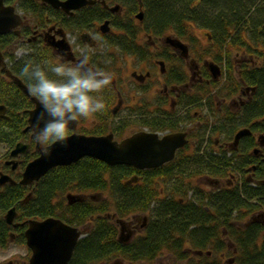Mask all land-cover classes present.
<instances>
[{"label":"trees","instance_id":"1","mask_svg":"<svg viewBox=\"0 0 264 264\" xmlns=\"http://www.w3.org/2000/svg\"><path fill=\"white\" fill-rule=\"evenodd\" d=\"M142 1L144 22L153 36L163 37L164 33V36L177 37L193 47L199 44L202 47L193 27L208 30V45L202 47L203 52H199L200 61L211 57L212 62L220 67L221 76L222 67L225 70L223 78L215 81L201 64L202 76L209 81V85L206 87L204 82L205 86L201 89L202 97L207 96L210 104L205 109L212 115L219 113L221 116L217 120V129L213 130L223 134L225 141L232 140L241 129L248 128L252 134L241 140L238 152L222 150L223 153L217 156L205 153L200 157L197 154L188 156V159L178 152L173 161L149 170L137 171L126 165L110 167L102 161L86 157L69 166L51 169L40 179L32 200L25 207L19 206L18 202L24 196V188L7 186L3 191L4 197L0 196V208L16 204L22 217L54 216L77 227L89 220L90 233L87 239L78 241L69 264H107L115 259H118L117 264H156L157 258L163 254L173 257V264H264V214L260 216L261 211L258 213L264 207V184L261 183L264 180V149L258 157L253 156L257 146L253 137L264 134V0L260 2L262 4L256 2L258 0ZM136 7L137 2L133 0L125 16L112 15L110 18L112 25L123 30L124 37H129L123 41L124 46L133 43L129 31L133 27L132 17ZM85 12L99 20L106 11L92 7ZM92 18L89 20L93 21ZM180 64H175L176 68L182 67ZM16 71L21 75L20 69ZM178 71L174 82L182 83L184 74ZM1 76L0 87L8 88L10 82L4 81ZM214 89H217L216 92L211 94L215 93L217 98L221 95L232 99L238 104L239 112L227 109L222 114L217 112L216 102L210 94ZM13 93L11 88L8 94L0 91V103L6 105L8 117L0 119V143L10 148L24 138L22 129L28 116L23 110L29 104L13 96ZM170 123L161 126L159 122L152 121L151 125L145 123L143 126L153 130L174 129ZM97 126L86 134L113 131L106 124ZM203 131H206L205 128ZM228 153L231 155L227 156ZM242 159L246 163L251 161V166L257 165L253 180L246 177L247 165L240 164ZM236 167L239 168L240 182L233 187L225 184L222 188L204 190L191 180L185 182L198 175L226 179L230 171H236ZM186 172L190 173L185 177L187 179L184 178ZM168 174L175 186L189 184L188 189L193 191L189 199V190L182 191V188L160 196L155 184ZM135 176L140 181L127 185L126 182ZM251 184L256 185L253 188ZM65 192L89 193L90 197L85 202L54 203ZM98 194H102V198H98ZM111 210L117 220L132 213L149 214L143 235L137 240L132 238L128 242H120L117 239V222H111ZM2 232L1 227L0 245L4 246ZM225 252L231 257L226 262L219 257Z\"/></svg>","mask_w":264,"mask_h":264},{"label":"flooded vegetation","instance_id":"2","mask_svg":"<svg viewBox=\"0 0 264 264\" xmlns=\"http://www.w3.org/2000/svg\"><path fill=\"white\" fill-rule=\"evenodd\" d=\"M59 1H64V0H59ZM106 4L108 7H111L116 3L115 1L111 0H105ZM133 1V0H132ZM137 1V0H136ZM133 3V2H132ZM138 4V3H137ZM3 5L4 6H12L14 7V11L16 15L19 16L20 18V23L17 27L12 29L10 32H7L6 34L0 35V52L2 53V56L4 58V62L6 64V68L15 76L18 78V80L27 88L28 94L25 93L22 89H20L9 77L5 75L4 72L1 71L0 67V75L3 77L4 81H9L10 84L8 86L13 90V96H16L19 98V100H26L29 102V104L26 105V108L23 110L24 112H29L32 110L34 107V103L32 102V98L34 97L30 90H29V84L25 80V78L20 75L16 70L20 69L23 62L24 58L31 56L35 57L37 59L48 57L50 59L55 58L57 54H62L63 57L66 60L69 61H77L80 59V55L78 52V46H84L90 49L92 52V55L90 56V62H93L97 64L98 66L104 68L105 70L109 71L112 73L111 76V83L108 86L109 88L107 89L109 93L111 94L112 97V105L109 107V115L112 117H116L118 112L122 111L124 108H132V106H129L127 103H125L124 99L125 97L123 96L126 94L127 91V80L131 83H134L135 86H137L139 92L141 95H144L145 97H150L152 99H155V94L159 92V98H160V107L163 108V112L166 113L165 115L153 119V121L159 122L161 126H165L166 122L171 121L169 125L173 126L174 129L170 128H165L162 130H153V128H150V130L143 129V130H138L136 132H133L120 140H117L115 138V135L113 132H107L105 134H94L95 136H102L106 134H112L114 140L116 141H122L123 139L130 137L131 135L137 133V132H145V133H156L158 134L159 138H162L163 136H166L171 133H185V139L187 140V143L179 148L173 160L176 158L178 155V152L185 156L186 159H188V156H195L196 154L200 156H203L205 153H210L215 156H217L220 153H223L222 150H227V151H240L241 145L240 142L244 137L250 136L252 132L250 131V134L247 136H243L239 139L237 144L234 143V137L231 138V143L228 145L226 142L223 144L225 146H220L216 141L211 142L210 146L208 145V138L205 137V133L208 130V126L203 125V120H202V115L200 113V109L198 108H205V104H201V92L198 91V89H201L202 85L204 82L206 85H209L208 79H205L202 76V69L201 65L197 63L194 59H190V51H189V45L188 47V58H182L180 51L176 50L174 48H171L169 45H166L164 42V38L162 40L158 39L157 41H151L152 47L149 48L148 50L146 49L148 46L146 43H143V38L146 36L148 39H152L151 35L146 34L147 26L145 27V30H141L143 32H139L137 29H133V27H130V39L133 42L129 46H124L122 43L124 40H127L129 38L128 36L124 37L125 32L121 29H117L112 25V13L110 10L105 8L99 1H96L92 5H87L84 7H81L76 10H71L70 13H65L61 11L60 9H54L50 5H47L46 3H43L42 0H3ZM92 7H100V9L106 11L105 15L102 16L101 18L95 19L92 18L91 15L85 10L92 8ZM119 16L123 17L125 16L126 11L128 10V7H125L120 4L119 7ZM134 9V8H133ZM139 9V7H137ZM142 10L144 11V7L142 6ZM107 13V14H106ZM94 19L93 21H90L89 19ZM133 20L137 21L139 24V27L143 28V22L144 20L142 19L141 23L138 21L136 18ZM108 21L109 22V32L108 33H103L100 30V26ZM77 34V36H76ZM141 34V37H140ZM64 41L68 45L69 51H66L57 44H59L60 41ZM150 42V40H149ZM148 42V44H149ZM143 43V44H142ZM158 43L162 44V48L169 49L171 51L168 52V50L165 51L167 53L166 55L163 54L162 58L156 57L155 53L159 49L158 48ZM105 45H108L109 47H116L119 50V53L128 56L131 59H136L137 57H140L144 59L140 62V66L143 65V63H148L150 62L151 65L143 66L141 70L131 68V70L127 67V72L123 71L122 67H111V66H106L105 65V60H103L102 56L100 55L101 51L94 52L96 48L102 49L104 48ZM30 50V51H28ZM20 51L19 56L17 55L14 56L15 54H9L10 52H16ZM170 57V58H169ZM173 58L174 60L176 59H181V62H178L179 64L182 63L186 68L179 67L176 68V66L173 67V69H178L181 71L182 75L184 74V77L181 78L184 81L182 83H176L174 82L178 78L177 76L179 75L177 70H174L173 74L175 75H170L168 74L169 72V67L168 65L171 64ZM173 60V61H174ZM209 63L207 60L203 61V65L206 68V71L209 73V77L212 80H219L220 76H217L216 79L211 77V73L206 67L205 63ZM212 62V61H211ZM176 63V65L178 64ZM132 67V65H130ZM171 66V65H170ZM155 68L158 69L157 71V76L155 75ZM188 68V69H187ZM12 69L15 70L12 72ZM116 71H118V74L120 76H117ZM20 72V71H19ZM21 73V72H20ZM122 73L124 74L122 76ZM181 75V76H182ZM126 79V82L124 80ZM199 86H195V85ZM161 86V88L159 87ZM5 87L4 89L0 87V91H3L4 93L8 94V91L10 88ZM106 89V88H105ZM133 89V88H132ZM163 90V91H162ZM106 90H103L105 92ZM155 91V93H154ZM151 94V95H148ZM36 98V97H35ZM130 100H134L133 96L129 95ZM193 98V99H192ZM225 98V97H223ZM214 102L219 105V108L223 107L224 105H227L228 107H225L227 110H232L235 105H237L232 99H220L217 97H214ZM229 102V104H227ZM115 103V104H114ZM0 105H4L7 111V107L5 104L0 103ZM180 108L181 110V117L180 121L179 118L176 119L175 117V112L177 108ZM207 107V106H206ZM134 108V107H133ZM222 109V108H221ZM115 110V112H114ZM208 110V109H207ZM208 113V111H207ZM6 114V113H5ZM98 114V113H97ZM97 114L91 115L95 116ZM168 115V116H167ZM7 116V114H6ZM28 116V114H27ZM90 117V116H89ZM8 118V117H7ZM101 122L100 123H106L107 121L101 117ZM162 118V119H161ZM0 119H5L3 117H0ZM110 119V117H109ZM167 119V120H166ZM111 121V119H110ZM93 123H96L93 121ZM118 124L117 127H121L124 125V128H121L122 130H125V128L128 126L127 123H124L121 121ZM148 124H152L148 123ZM79 125V120L77 126ZM97 125V124H96ZM28 127V121L26 122L25 126L22 129V134L24 138L19 140L17 143H22L23 145L26 146L25 151L22 153H19L16 156H11L12 149L15 148L16 144L12 146L11 148L8 146V150L6 152L5 158L0 161V174L8 176L12 181L15 182L14 185L11 186H22L24 188V196L23 198L18 201L19 206L25 207L28 205V203L32 200V196L34 194V190L36 186H38L40 179H38L37 182H33L31 185H21L20 181L23 177V172L26 166L32 162L35 158H37L40 155L41 152V146L36 144L33 140V131L32 130H26ZM205 127V132L203 131V128ZM209 131V130H208ZM73 133V131H72ZM78 134H84L76 131ZM93 135V134H92ZM259 135V134H258ZM258 135H254L253 138H255L257 146L254 147L253 150V156L258 157V154H262L259 152H262L264 147H261L259 145V142L257 140ZM224 141V140H223ZM227 145V146H226ZM7 146V145H6ZM257 149V151H255ZM231 155L230 153H228ZM227 154V156H228ZM216 158V157H214ZM246 163V160L242 159L240 164ZM251 161H248L246 163V171L248 174V178L251 180L256 177V172L255 168L257 165L251 166L252 164ZM141 171V170H140ZM45 176V175H44ZM138 178L136 182L128 183L133 184V183H138L140 181L138 176H135ZM170 178L169 174L165 175L164 178ZM207 177V175H198V179H204ZM44 178V177H43ZM218 180H209L208 182H211V189L212 188H219V182H216ZM255 181V180H254ZM128 182V181H127ZM126 182V183H127ZM259 183L260 181L257 180ZM256 182V183H257ZM262 184H264V180L262 179ZM127 184V185H128ZM10 184L6 183L4 185H0V196L4 197L3 191H5V188L9 186ZM228 185V184H227ZM256 184H254L255 186ZM225 186V185H224ZM222 188V187H220ZM71 193H67L65 197L63 195L60 196V198H57L54 200V203L56 204L60 203L61 201L65 202L66 204H72L69 203L67 198V195ZM76 194V193H74ZM79 201L75 202H80V201H87L90 197L89 193H83V194H76ZM102 194H98V198H102ZM0 197V198H2ZM63 198L62 200H59ZM65 200V201H64ZM15 209L16 216L14 218V221L12 224H7L5 223L4 216L6 215V212L11 209ZM20 208L15 204L10 208H0V228L2 227L3 232H2V239L1 240H14L16 238H19L24 244L28 250V260L27 263L29 262V259L31 257V251L26 245V237H25V231L28 228V222L29 220H43L46 218H31V217H22L20 216L19 212ZM264 212H260V216H263ZM51 217V216H49ZM54 217V216H52ZM141 217V216H140ZM143 219H147L146 215L142 216ZM57 218V217H55ZM60 219V218H59ZM62 221V220H61ZM65 224L77 227L76 225H71L65 221H63ZM147 224H143L140 226L141 230L143 232L145 231ZM77 229L81 230L82 235L78 239H87L89 233H90V223L89 220L86 224L82 226H78ZM135 230L137 227L134 228ZM134 230L131 228H128V232H130L132 235ZM136 234V233H135ZM75 250V249H74ZM73 252V251H72ZM74 252L72 253V256L70 258V261L73 257ZM26 263V264H27ZM70 262H68L69 264ZM7 264H12L11 261H9Z\"/></svg>","mask_w":264,"mask_h":264},{"label":"water","instance_id":"3","mask_svg":"<svg viewBox=\"0 0 264 264\" xmlns=\"http://www.w3.org/2000/svg\"><path fill=\"white\" fill-rule=\"evenodd\" d=\"M99 1L110 12L117 13L119 11L118 5L108 7L105 0H42L43 3L50 5L54 9H60L65 13H70L71 10H76L81 7L92 5ZM140 11L134 18L142 21L144 16L141 10L142 0H137ZM14 7L4 6L3 0H0V35L10 32L20 23L18 15L14 14ZM109 22L106 21L100 26L103 33L109 32ZM164 42L171 48L180 51L182 58H188V47L180 39L172 36L164 37ZM60 48L69 51L68 45L64 41H60ZM206 67L211 73V77L216 79L221 74L220 67L217 64L210 62L205 63ZM0 67L1 71L5 73L20 89L28 94L27 88L15 77L7 68L4 62L2 53L0 52ZM32 102L34 108L28 112V127L26 130L33 131V124L36 121L37 114L41 111V107L37 98L33 97ZM115 112V110H114ZM6 108L0 105V117L7 118ZM78 121L72 125L73 133L68 137L64 143H55L49 145V153L45 155L42 151L40 155L32 160L23 172V177L20 181L21 185H31L37 182L38 179L58 166H69L84 157H91L102 161L107 166L113 167L117 165H126L138 170L159 168L162 165L173 160L176 151L183 147L187 140L185 133H171L162 138L158 137L156 133L137 132L130 137L118 142L114 140L112 134L102 136H86L84 134L76 133ZM250 134L249 129H242L235 134L234 143L237 144L239 139ZM258 138L259 145L264 147V135ZM26 146L22 143H17L12 149L11 156H16L25 151ZM137 177L128 180V183L136 182ZM9 183L13 185L8 176L0 174V185ZM69 203L79 201L76 195L69 194L67 198ZM15 209L11 208L4 216L5 223L12 224L16 213ZM28 228L25 231L26 245L31 250V257L27 264H68L74 251L78 239L81 237V230L77 227L65 224L58 218L47 217L43 220H29ZM120 228L119 240L121 242H128L131 233L128 232L123 236V231L126 229V223L123 220H118Z\"/></svg>","mask_w":264,"mask_h":264},{"label":"rangeland","instance_id":"4","mask_svg":"<svg viewBox=\"0 0 264 264\" xmlns=\"http://www.w3.org/2000/svg\"><path fill=\"white\" fill-rule=\"evenodd\" d=\"M114 1L122 4L125 7H128V10L132 6V2H133L132 0H114ZM261 1L262 0H258L256 2L260 3ZM260 4H262V3H260ZM146 26H147V23L143 22V28L144 29H142L139 27V24L137 23V21L133 20V29H136V30L138 29L139 32H143L141 30H145ZM193 32L195 33V36H197V38L201 42L202 47L205 48L206 45H208V42H207V39L209 38L207 36L208 30L200 29V28H198V26H194ZM146 34H149L152 37V39H148L146 36L141 38L143 40V43H146V45L148 46L146 48L147 50L152 47L151 41H157L158 39L162 40V38L164 37V33H163V37L162 36L157 37L156 35L153 36L154 34H153L152 30L151 31L147 30ZM76 36H77V34H76ZM140 37H141V34H140ZM149 40H150V42H149ZM208 41H209V39H208ZM148 42H149V44H148ZM185 43H187V42H185ZM158 45H159L158 46L159 49L155 53L156 57L162 58L163 54L164 55L167 54V53H165L166 50H168V52L171 51L169 49L162 48L161 43H158ZM188 45H189L188 47H189V51H190V59L191 60L194 59L197 63H199V65H201L203 63L202 62L203 60L204 61L205 60L213 61V59L211 57H207V58L202 59L200 61L201 57H199L200 56L199 52L204 51V49L200 46V44L198 46H194V47L190 44H188ZM98 51H101L100 55L102 56L103 60H110L109 63H105L106 66H108V67L111 66L112 68L115 66L117 68L122 67L123 71H125V72H127L126 71L127 67L130 70H131V68H134V69L139 68V70H141V68H143V66L151 65L150 62H148V63L146 62L140 66L139 65L140 62L142 60L144 61L145 58L142 59L140 57H137L136 59L135 58L131 59V57L129 58L128 56L119 53V50L116 47H109L108 45H105L104 48H102V49L96 48V50H94V52H98ZM19 53H20V51H16V52H10L9 54H15L14 56H16V58H18L17 55L19 56ZM171 59H172V60H170L171 64L168 65V67H169L168 68L169 69L168 74L174 75L173 74L174 70L178 71V69H175V68L173 69V67L175 66L176 63L173 61L174 60L173 58H171ZM214 63H216V62L214 61ZM130 65H132V67ZM180 66H182L183 68L187 67V66L185 67L184 64H180ZM155 69H156L155 75L157 76L158 69L157 68H155ZM224 71H225L224 67H222V76H224ZM116 74H117V76H120L118 74V71H116ZM123 75L124 74L122 73V76ZM222 76H220V77H222ZM124 82H126V79L124 80ZM126 83H128L127 84L128 88H127L126 94L123 95L125 97L124 102L127 103L129 106H132V108H129V107L124 108L122 111L118 112L116 117L111 118V115L108 114L109 113L108 111H109V107L112 105V97H111V94L109 93V91L107 90L109 87H107L106 89H104L106 91L102 93L104 98H105L104 110L95 116H90L88 118L80 119L79 125H78L79 127H78L77 131L80 133L86 134V132H89V133L92 132L93 127H94V129H96V127H98L96 124H98L100 126L101 125L103 126L104 124H106L109 126V128H111L113 130L112 132L115 135V138L117 140H120L121 138H123V137H125V136H127L133 132H136L138 130H143V129L150 130L149 127H145L143 125L145 123H151V121H153V119H155V118L157 119V118L166 114L162 111L163 108L160 107V105H159V103H160L159 92H157L155 94V99H152L150 97L147 98L144 95H141V93L137 89L138 87L135 86L134 83H131L128 80ZM222 84H223V80L220 82V85L218 87L221 88ZM199 85H202V87L205 86V84L204 85L199 84ZM199 85L196 84L195 86H199ZM159 87L161 88V86H159ZM199 87H201V86H199ZM202 87H201V89H203ZM206 87H207V85H206ZM201 89H198V91L201 92ZM206 90H207V88H206ZM216 90L217 89L212 90L210 92V94L213 91L216 92ZM154 93H155V91H154ZM210 94L208 93V95H210ZM246 94H248V92ZM129 95L133 96L134 100H130ZM148 95H151V94H148ZM211 95L213 97L217 96L215 93H213ZM218 98L225 99L221 95ZM200 99H201L202 105L205 104L207 106V108L210 106V104L207 101V96H206V98L205 97L203 98L202 94H201ZM227 104H229V102ZM225 107H228V106L224 105L223 107H221L222 108L221 109V108H219L218 104L215 105L217 112H220L221 114L226 111ZM205 108H198V109H200L199 111L202 115L203 125L208 126L209 131L206 129L207 132L205 133V137L208 138V140H209L208 145L210 146L211 142L216 141L220 146H225L223 144L225 141L224 135L221 133H218L217 130H213L214 128L217 129V127H218L217 120L219 119V117H221L220 114L219 113H213V115H212V113ZM179 109L180 108L178 107L174 114H175L176 119L179 118V121H180L181 120L180 119L181 110H179ZM238 109H239V106L237 104L230 111L237 113ZM207 111H208V113H207ZM100 116L103 117L107 122L104 124L100 123L101 122ZM109 117H110L111 121H110ZM95 118L97 121L94 124L93 121H95ZM121 121L128 124V126L125 128V130H122L121 128L117 127L118 124H116V123H120ZM225 142L229 145L231 143V140L225 141ZM8 149H9L8 146L0 143V161L5 158V155H6V152ZM228 156H230V155L228 154ZM240 158H241V156H240ZM238 169L239 168L236 167L234 169L236 171H230V175L228 176V178H226V179L222 178V180L220 178H216V177H207V178L200 180V178L199 179L197 178L198 176H195V177H190L188 180H185V182H189L191 180V183L199 185L204 190H209V189H211V182H208V181L216 179V180H218L216 182H219V188L223 187L225 184H228L229 186L233 187L236 183L240 182V180H239L240 176H238V174H239ZM188 174H190V173L186 172V175L184 176V178L187 177ZM243 177H244V175L242 176V178ZM246 177H248V174H246ZM185 179H187V178H185ZM180 182L181 181H179L178 183L180 184ZM155 185H156L157 189L159 190V194L161 193L160 194L161 197L168 195L172 190L177 189V188H182L181 190L184 191L185 189H188V186H189L188 183L185 186L184 185L175 186L176 184H174V181L171 180V178H167V177H165V178L163 177V178L159 179L157 181V184H155ZM251 186L254 188V184H251ZM192 192H193L192 190L188 191V193H187L188 199L192 196V194H193ZM67 193H76V192H65L63 196L65 197V195ZM110 208H112V207H110ZM260 211L264 212V207H262L260 210H258V213ZM110 213L113 214L114 213L113 210H111ZM143 215H146L147 219L144 220L142 217ZM148 216H149V214H140L139 215L138 213H132L126 217H122L121 219L126 223L125 224L126 229L123 231V236H125L128 233V228H131L132 230H134L133 231L134 235L131 238H133L134 240L135 239L137 240L138 239L137 237H139V236L141 237L143 235V230H141L140 226H142L143 224L146 225L148 223V219H149ZM114 218H116V217H114ZM112 220L113 221H111V222H112V224H114L115 220L114 219H112ZM135 227H137L136 230L134 229ZM116 232H117V237H119L120 230H119V225H117V224H116ZM3 245L4 246L0 245V264H7L9 261H11L12 264H26L27 263L28 250H27L26 246L24 244H22V242L19 238H16L14 240L12 239V240L8 241L7 237H6V240H4ZM229 250L231 252L233 251L230 248H229ZM219 257L223 258V261H225V262L228 261L229 258H231L226 252L219 254ZM116 261H118V259L108 261L107 264H117V263H115ZM155 263L156 264H173V257H171L168 254H163L157 258ZM176 264H180V263L176 262Z\"/></svg>","mask_w":264,"mask_h":264},{"label":"clouds","instance_id":"5","mask_svg":"<svg viewBox=\"0 0 264 264\" xmlns=\"http://www.w3.org/2000/svg\"><path fill=\"white\" fill-rule=\"evenodd\" d=\"M77 50V61L66 60L62 54L52 59L28 56L20 68L41 107L33 124V140L45 155L49 145L67 141L74 122L105 108L102 93L110 85L112 73L90 62L89 48L78 46Z\"/></svg>","mask_w":264,"mask_h":264}]
</instances>
